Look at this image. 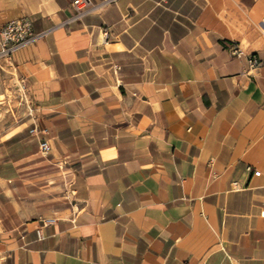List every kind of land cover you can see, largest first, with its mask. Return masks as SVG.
<instances>
[{"label": "crops", "instance_id": "obj_1", "mask_svg": "<svg viewBox=\"0 0 264 264\" xmlns=\"http://www.w3.org/2000/svg\"><path fill=\"white\" fill-rule=\"evenodd\" d=\"M73 1L0 0L40 34L10 58L0 264H264V0Z\"/></svg>", "mask_w": 264, "mask_h": 264}, {"label": "rangeland", "instance_id": "obj_2", "mask_svg": "<svg viewBox=\"0 0 264 264\" xmlns=\"http://www.w3.org/2000/svg\"><path fill=\"white\" fill-rule=\"evenodd\" d=\"M31 116V101L11 59L0 56V144L21 127L29 131Z\"/></svg>", "mask_w": 264, "mask_h": 264}, {"label": "built area", "instance_id": "obj_3", "mask_svg": "<svg viewBox=\"0 0 264 264\" xmlns=\"http://www.w3.org/2000/svg\"><path fill=\"white\" fill-rule=\"evenodd\" d=\"M73 9L77 11H88L94 7L92 0H74L72 2ZM81 12V13H82ZM262 33L264 35V17L262 19ZM40 34L36 33L35 27H34V21L29 17H21L16 18L8 21L0 32V45H1V51L0 56L1 57H9L11 58L12 53L19 48L22 45L32 43L35 41ZM235 54L241 55L242 51L240 49H236L234 51ZM251 62L254 66L258 67L261 65V62L257 58L251 59ZM21 83L23 85V88L26 89V84L24 80L21 79ZM36 129H32V134H38L37 131L35 133ZM39 149L42 155H48L51 151V145L48 140H41L39 144ZM260 171H255V175H260ZM53 222L52 219L47 220L46 223Z\"/></svg>", "mask_w": 264, "mask_h": 264}]
</instances>
